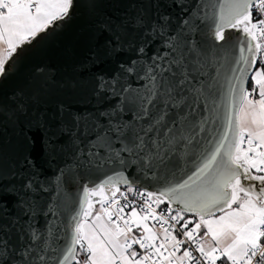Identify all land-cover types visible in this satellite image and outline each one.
Segmentation results:
<instances>
[{
	"label": "snow or ice",
	"instance_id": "obj_1",
	"mask_svg": "<svg viewBox=\"0 0 264 264\" xmlns=\"http://www.w3.org/2000/svg\"><path fill=\"white\" fill-rule=\"evenodd\" d=\"M111 2L0 98V264H264V0ZM75 6L0 0V82Z\"/></svg>",
	"mask_w": 264,
	"mask_h": 264
},
{
	"label": "water",
	"instance_id": "obj_2",
	"mask_svg": "<svg viewBox=\"0 0 264 264\" xmlns=\"http://www.w3.org/2000/svg\"><path fill=\"white\" fill-rule=\"evenodd\" d=\"M115 8L116 5L111 0H102V11L112 12ZM87 19L82 0H76L73 19L67 26L59 30L56 34L50 35L47 40L27 47L21 53L15 69L10 72L5 80L0 82V98H6L15 88L23 87L36 64L50 65L60 76L66 74L70 70V66L78 59L74 51L76 41ZM233 35L235 36L237 34L233 32ZM6 135H11L10 129ZM132 171L134 175V170ZM86 179L82 180L81 183H85ZM120 187L124 186L121 185ZM70 192L73 198L79 194L78 189L75 187H72ZM93 199L95 200L97 198L94 197Z\"/></svg>",
	"mask_w": 264,
	"mask_h": 264
},
{
	"label": "crops",
	"instance_id": "obj_3",
	"mask_svg": "<svg viewBox=\"0 0 264 264\" xmlns=\"http://www.w3.org/2000/svg\"><path fill=\"white\" fill-rule=\"evenodd\" d=\"M5 49L6 45L2 42H0V55H5ZM242 147H246V145H242ZM237 205H233V207H236Z\"/></svg>",
	"mask_w": 264,
	"mask_h": 264
},
{
	"label": "rangeland",
	"instance_id": "obj_4",
	"mask_svg": "<svg viewBox=\"0 0 264 264\" xmlns=\"http://www.w3.org/2000/svg\"><path fill=\"white\" fill-rule=\"evenodd\" d=\"M94 198V197H93ZM97 198V197H96ZM99 210V206L98 205H96V207L93 209V211L95 212V211H98Z\"/></svg>",
	"mask_w": 264,
	"mask_h": 264
},
{
	"label": "built area",
	"instance_id": "obj_5",
	"mask_svg": "<svg viewBox=\"0 0 264 264\" xmlns=\"http://www.w3.org/2000/svg\"><path fill=\"white\" fill-rule=\"evenodd\" d=\"M245 145H246V144H245ZM120 188H121V191H124V190H125L124 187H120ZM117 197L120 198V197H119V193H117ZM130 198H131V197H130ZM121 199H122V198H121Z\"/></svg>",
	"mask_w": 264,
	"mask_h": 264
}]
</instances>
